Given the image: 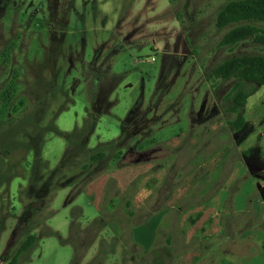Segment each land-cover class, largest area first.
Segmentation results:
<instances>
[{
  "label": "rangeland",
  "instance_id": "374dc122",
  "mask_svg": "<svg viewBox=\"0 0 264 264\" xmlns=\"http://www.w3.org/2000/svg\"><path fill=\"white\" fill-rule=\"evenodd\" d=\"M225 3L0 0L4 180L28 172L43 131H71L83 120L70 134L74 143L80 141L92 120L110 114V103L115 102L91 146L98 139L113 138L121 122L117 118H122L123 147L108 163L140 170L127 187L126 176L119 179L121 191L102 169L107 159L86 164L93 172L81 179L78 168L62 179L55 172L36 174L29 192L27 180L17 179L14 195L4 184L0 264L28 234L36 236V245L17 264H247L251 259L264 264V86L248 98L246 125L235 131L228 124L235 116L226 109L237 80L211 77L226 59L264 55V48L250 41L233 48L219 46L228 29L218 30L215 20ZM242 88L252 91L255 86ZM51 142L60 144L58 150L45 152L53 167L63 140L53 137ZM161 168L163 183L171 182L170 189L177 188L181 198L165 212L153 247L146 252V246L134 243L132 227L167 205L172 190L160 193L162 183L144 208L139 207L143 197L135 199L134 194L141 181ZM92 176L105 182L100 212L87 191L78 195ZM73 182L72 190L58 191ZM75 206L81 213L72 214ZM97 217L102 222L93 225ZM152 250L167 254L158 259Z\"/></svg>",
  "mask_w": 264,
  "mask_h": 264
},
{
  "label": "crops",
  "instance_id": "0c3cea01",
  "mask_svg": "<svg viewBox=\"0 0 264 264\" xmlns=\"http://www.w3.org/2000/svg\"><path fill=\"white\" fill-rule=\"evenodd\" d=\"M116 104V102L114 104L110 103V108L109 109V113L108 115H97L91 122V124H89L88 129L86 134L83 136V139L80 141H76L74 143V136H70V134L72 132H74L75 130L80 129L82 123L84 124L83 120L81 122V124H76L74 126V128L71 131H64V130H60L58 127L56 128V131H52V132H48V131H43V136L42 138H39V142H38V152H35L34 154V159H33V163L28 167V172H26V174L22 175H16L15 173H13L14 175L11 177H9L7 180H4V176L2 173H0V187H2L4 184L8 187L11 188L12 187V191L11 194H15L16 189L15 186L17 187V179L27 180V183L24 184V187L28 188V192L29 189L32 187V182L34 181V178L40 174L43 175L44 171L46 172H50L53 173L55 171H58L57 174L59 178H63L66 175H69L70 169L71 168H78L77 171V175H79L78 179H81L83 177L89 176L91 173L93 172L91 171L92 168H88V170L85 169V165L89 164L92 161V157L96 156L98 154L104 155L103 159H101V161L103 162L105 159L107 164L105 165V167H103L102 169L105 170V172H108L107 174V178L112 177L113 179H115L116 181V185L118 190H122L121 184L119 179L125 175L126 176V180H127V184L126 187L128 186V184L132 181H136V179H138L139 175H140V170H138L139 166H134V167H120V168H114V166H112V164L108 163L110 158H114L117 155H120V151L122 148H119L120 146L123 147V145L121 144L123 135L125 133V129L122 127L121 122H122V118H117L119 123V131H117L118 133L113 136V138H110L108 140H100L98 139V141L93 144L91 146V141L93 136L96 134V132L99 129L100 123L103 120H109L110 116L112 114V109L115 107L114 105ZM69 109L66 108L62 111L59 112L58 115H62L65 111H67ZM84 118V117H83ZM83 127V126H82ZM53 130V129H52ZM116 133V132H115ZM55 137L57 139H62L63 140V151L61 154V157L59 159V161L57 162V164L55 166H51L50 162L45 158V152H50L52 150H58V148L60 147V144L58 142H51V139ZM2 153L5 155V152L2 150ZM110 155V157H109ZM1 161V160H0ZM100 161V160H98ZM110 161H112L110 159ZM96 162V161H95ZM1 164V163H0ZM84 167V168H83ZM150 167V165L148 166ZM38 169V170H37ZM147 169V167H146ZM1 171V170H0ZM164 171L163 169H158V171H155L154 173H150V176L152 177H148L144 182L141 181L137 186H136V195L134 194V198L136 199L137 196H142L144 200H140L141 201V206L139 207H145V203L144 201L152 195V193H154V191H156L160 185L163 183L164 181ZM37 174V175H36ZM92 175V174H91ZM50 176V175H49ZM66 176V177H67ZM57 177V178H58ZM31 178V179H30ZM92 179H90V181L81 189V191L78 193V195L80 193H82L84 190L87 191L88 195L91 198H94L93 200L91 199V202L93 203V205L98 208L97 210L100 212L102 209V206H104V204L101 203V200L103 199V196L105 194V182L103 178H96V176H92ZM142 178V177H141ZM145 178V177H144ZM152 178V179H151ZM143 179V178H142ZM149 179H151L150 184L147 185ZM152 182V183H151ZM76 182L70 183V184H66V185H61L58 189H73V186L75 185ZM142 183V184H141ZM100 184V186L98 188H94L95 185ZM183 184V183H182ZM181 185H179L178 187H180ZM9 191V190H8ZM57 192V190H56ZM177 188L173 191L172 196L170 198V201H168L167 205H163L162 207L156 209L155 211H153V213H151L147 219L145 221H143L142 223L133 225L132 227V233H131V237L134 241V243L136 245H138L140 248L143 249L142 246H146L147 249H143L144 251L148 252L150 251L153 247V244L156 240V236H157V232L159 230V228L161 227V222L165 219L166 217V213L168 208H172L175 204H177L179 199V194L177 195ZM122 193V192H121ZM28 195H30L29 193H27ZM77 195V196H78ZM12 197V196H11ZM181 198V196H180ZM131 202V201H130ZM101 203V207H99V204ZM132 203V202H131ZM138 203L135 201V206L138 207ZM131 205L130 203L126 202V205ZM242 201L240 204V207L237 208V212L240 213L242 211ZM138 207V208H139ZM81 210V208H79ZM74 210H78L77 206H75ZM79 211V210H78ZM79 213H81L79 211ZM165 213V214H164ZM98 219L95 218L94 220ZM102 219V218H101ZM139 226V227H138ZM159 226V228H158ZM150 228V230H148L147 228ZM150 248V249H148ZM253 259H251V261L247 262V264H254L252 262ZM260 264V263H258Z\"/></svg>",
  "mask_w": 264,
  "mask_h": 264
},
{
  "label": "trees",
  "instance_id": "16d2710c",
  "mask_svg": "<svg viewBox=\"0 0 264 264\" xmlns=\"http://www.w3.org/2000/svg\"><path fill=\"white\" fill-rule=\"evenodd\" d=\"M215 27L218 30L228 29L219 42L220 47L233 48L240 43L250 41L264 48V0H226L225 5L217 13ZM211 77L216 81L230 78L237 80L229 92L228 97L231 99V104L226 109V112L235 116L228 124L235 131L242 130L246 125L244 111L247 100L258 88L264 86V55H246L228 58L213 69ZM244 84H253L255 88L252 91H246L242 88ZM103 157L104 155L98 154L92 157V161L101 160ZM56 173L58 171H55L54 174ZM52 177L53 175H50V180H52ZM89 181L90 179L85 181L84 184L86 185ZM170 185L171 182H164L159 192L161 193L163 189H170ZM75 212L76 210H73L72 214ZM101 222L102 219H96L92 224L96 225ZM36 242V236L28 234L17 251L5 264H17L20 257L24 253L29 252L36 245ZM165 250H162L160 253L153 252V250L151 252L159 259L164 253L167 254Z\"/></svg>",
  "mask_w": 264,
  "mask_h": 264
}]
</instances>
